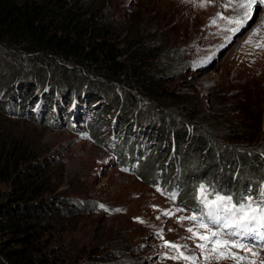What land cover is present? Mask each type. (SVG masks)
Here are the masks:
<instances>
[{
    "label": "rangeland",
    "instance_id": "obj_1",
    "mask_svg": "<svg viewBox=\"0 0 264 264\" xmlns=\"http://www.w3.org/2000/svg\"><path fill=\"white\" fill-rule=\"evenodd\" d=\"M136 1L118 10L121 20L129 22L140 3ZM191 4V0H143L141 20L163 30V41L170 46L168 53L153 59L158 65L151 71L160 78L157 97L88 74H71L68 83L62 68L73 71L69 63L34 62L33 56L0 46V148L16 144L26 149L27 163L44 169L50 181L51 188L43 194L50 199L49 225L37 242L50 264H183L182 258L172 257L189 254L192 240L201 242L199 235L209 230L220 233L206 241L211 248L217 240L227 242L220 249L229 253L226 258L264 264V227L258 229L260 235L255 231L232 235L236 229L209 222L202 203L219 195L230 196L232 205L246 203L248 198L264 205L259 183L242 184L240 194L233 196L222 180L220 187L214 185L222 176L207 177L213 167L203 164V154L178 161V173L166 182L170 188L162 183L168 172L164 169L173 165L165 164L168 153L174 156L173 122L189 125L193 137L189 142L202 135L207 144L218 139L214 109L220 104L228 73L242 69L253 76L262 92L264 111L262 10L256 9L232 28L206 27V13L191 9ZM107 7L117 10L114 4ZM48 93L47 100L42 98ZM107 108L110 112L105 115ZM123 141L132 152L119 160L125 156ZM152 149L160 153L164 165L146 175L133 159ZM227 176L223 181L229 183ZM230 180L232 190L235 177ZM15 188L12 181H0V198ZM193 216L195 220L184 219ZM201 223L208 228H200ZM165 241L179 246V252L165 246ZM237 243L244 248L233 247Z\"/></svg>",
    "mask_w": 264,
    "mask_h": 264
},
{
    "label": "trees",
    "instance_id": "obj_2",
    "mask_svg": "<svg viewBox=\"0 0 264 264\" xmlns=\"http://www.w3.org/2000/svg\"><path fill=\"white\" fill-rule=\"evenodd\" d=\"M129 1L0 0V46L21 51L30 58L33 56L34 62L69 63L73 71L62 68L68 83L71 74L81 73L138 90L148 97L160 96V78L151 69L158 65L153 59L168 53L170 46L163 41V30H154L141 20L145 11L143 0L136 1L138 8L131 12L129 22L120 19L118 10H123ZM110 4L117 6V10H109L107 5ZM41 91L43 93L44 89ZM261 95L253 76L242 69L237 74L228 73L221 86L220 104L214 109L218 114V139L207 144L202 135L189 142V138L193 139L189 125L173 122L174 156L168 153L165 163L173 165L164 169L168 172H164L166 177L162 183L170 188L166 182L178 173V161L203 154V164L213 167L207 177L211 174L222 176L214 185L220 187L222 180L223 187L226 186L233 196L240 194L242 184L264 185ZM48 96L49 93L42 98L47 100ZM103 111L105 115L110 112L108 108ZM206 116L212 119L209 114ZM123 143L125 156L119 160L129 158L132 152L131 146H126V141ZM28 155L26 149L16 144L11 149L0 148V181H12L17 185L12 193L0 198V264H50L44 248L38 247L37 242L49 225L47 205L50 199L43 194L51 185L44 169L27 163ZM147 155L134 158V166L146 175L155 174L162 169L159 166L164 165L160 153L152 149ZM226 173L229 183L223 181ZM232 176L235 182L231 190ZM39 197L41 200L36 202Z\"/></svg>",
    "mask_w": 264,
    "mask_h": 264
},
{
    "label": "snow or ice",
    "instance_id": "obj_3",
    "mask_svg": "<svg viewBox=\"0 0 264 264\" xmlns=\"http://www.w3.org/2000/svg\"><path fill=\"white\" fill-rule=\"evenodd\" d=\"M256 0H242L241 3L238 4L239 8L247 9V11L243 14V19H247L251 15L252 4L255 3ZM264 2V0H261ZM215 21H213L214 23ZM235 23L242 24L243 20H236ZM238 29H233V31H237ZM262 189H264V185H262ZM205 191V187L201 185L200 192L203 193ZM232 198L230 196H219L217 195L215 200L211 201H202L205 203V207L208 209L207 215L209 217V222L213 224L221 225L223 228H234L235 232L231 233L232 235H244L246 233H252L255 231L256 235H260L258 231L259 228L264 227V205L257 204L251 198H248L246 203H240L239 205L231 204ZM225 202L227 206L225 207ZM103 207V206H101ZM171 215V213H166ZM139 219V218H137ZM184 219L195 220L196 217H185ZM200 228H208V225L205 223H201L199 225ZM189 232H192V229H188ZM194 235H198L194 233ZM219 232H212L209 230L208 234L199 235V239L202 241H208L212 237L219 236ZM227 242H221L217 240L212 248V252H219V255L215 257V259H223L226 258L229 253L220 251V249ZM165 246H169L171 248H175L179 252V246L175 244L169 245L167 241H165ZM200 248H204L205 244H200ZM233 247L244 248L243 244H234ZM249 250V249H246ZM250 251V250H249ZM173 259H190L187 256H184L183 253H179L178 256L172 257Z\"/></svg>",
    "mask_w": 264,
    "mask_h": 264
},
{
    "label": "bare ground",
    "instance_id": "obj_4",
    "mask_svg": "<svg viewBox=\"0 0 264 264\" xmlns=\"http://www.w3.org/2000/svg\"><path fill=\"white\" fill-rule=\"evenodd\" d=\"M191 9L195 11L205 12L207 19L203 22V25L206 27H219V28H232L238 19H243V14L247 9H242L238 7V4L242 0H191ZM262 10V16H264V2L261 0H256L252 4L251 14L256 9ZM199 13V12H198ZM204 13V14H205ZM264 20V17L262 21ZM213 21H215L213 23ZM200 244H205V247L202 249L199 247ZM254 250V247L246 246ZM190 255L186 252L183 253L184 256L189 257L190 259L184 260L183 264H246L243 259H236L234 256L228 257L223 262L217 263L216 256L219 255L217 252H212V248L208 245L206 241H194L192 240L191 245L188 250ZM191 252L193 254L191 255ZM261 254V253H259ZM235 259H234V258Z\"/></svg>",
    "mask_w": 264,
    "mask_h": 264
},
{
    "label": "water",
    "instance_id": "obj_5",
    "mask_svg": "<svg viewBox=\"0 0 264 264\" xmlns=\"http://www.w3.org/2000/svg\"><path fill=\"white\" fill-rule=\"evenodd\" d=\"M213 64H214V62H212L211 64H209V66L207 67V69L210 68Z\"/></svg>",
    "mask_w": 264,
    "mask_h": 264
}]
</instances>
